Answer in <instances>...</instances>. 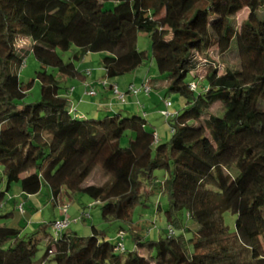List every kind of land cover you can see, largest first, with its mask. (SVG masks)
Wrapping results in <instances>:
<instances>
[{
    "label": "trees",
    "instance_id": "trees-1",
    "mask_svg": "<svg viewBox=\"0 0 264 264\" xmlns=\"http://www.w3.org/2000/svg\"><path fill=\"white\" fill-rule=\"evenodd\" d=\"M140 34L151 39V57L138 49ZM23 40L26 47L17 44ZM72 47L82 56L106 54L104 87L121 104L128 95L150 96L157 83L185 98L170 120V141L158 142L140 102L142 112L110 104L103 118L102 111L80 113L61 93L60 77L89 76L58 53ZM30 53L41 70L23 83L19 70ZM148 60L162 76L148 77L149 93L107 85ZM36 79L40 99L27 103ZM97 168L107 181L86 184ZM0 170V209L13 183L28 196L46 185L55 204L84 193L102 205L104 220L129 223L134 208L160 189L169 230L155 241L135 238L136 250L127 252L95 226L81 237L65 232L70 223L59 234V221L45 223L37 260L36 236L23 238L1 223L9 216L2 214L0 264H264V0H0ZM225 212L237 215L233 233Z\"/></svg>",
    "mask_w": 264,
    "mask_h": 264
},
{
    "label": "rangeland",
    "instance_id": "rangeland-1",
    "mask_svg": "<svg viewBox=\"0 0 264 264\" xmlns=\"http://www.w3.org/2000/svg\"><path fill=\"white\" fill-rule=\"evenodd\" d=\"M111 3H106V8H111ZM247 16V11L242 12L238 17L237 21L241 22ZM20 47H26V42L23 40L20 43H17ZM138 49L140 51H145L148 53L149 57L152 55V44L151 39L145 34H140L138 43ZM231 52L236 53V44L233 43L231 47ZM230 52V53H231ZM58 53L62 56L64 62L68 63L73 61L76 67L80 70H87L91 72L92 75H101L105 77V73L102 67L103 58L106 56L105 53H89L84 56L79 53V50L76 47H72L69 51L63 52L58 50ZM79 53V54H78ZM78 54L79 58H75V55ZM228 64L232 63L230 59ZM226 64L222 63L223 67ZM41 70V65L34 56L30 53L27 55L25 64L19 70V78L23 83H28L31 80L36 78V73ZM51 71V69H49ZM137 75L146 77H151L152 79L162 78L159 75L156 63L154 60H148L146 64L141 66L135 72L125 75L124 78H121L120 81L122 86H128L129 82H134ZM203 77V75H202ZM62 79V77H60ZM64 79V78H63ZM67 78L62 81V86H65L68 83ZM116 81H119L116 79ZM134 85H136L134 83ZM141 84L136 86H140ZM63 88V87H62ZM65 89H61V93H64ZM142 95V94H141ZM160 95L165 101H169L171 106L167 108L164 106L163 110H166L169 115L168 117L160 114L158 106H163L162 102L149 104L148 108L145 111L148 112V128L155 130L156 137L159 143H167L171 139V118L177 114L182 113L183 109L186 107V99L180 96L177 93H171L169 89L164 86L160 89ZM133 96H127L128 104L118 103V108L121 110H129L127 106L131 102ZM142 98V97H141ZM40 99V82L36 79L33 85L32 90L28 93L26 98L27 103L36 102ZM140 99V98H139ZM159 102V101H158ZM165 105V104H164ZM102 113L98 115L99 117H104L108 111L111 112L109 107H100ZM130 110L142 112L140 105L130 107ZM215 113H218L220 109L217 107L213 110ZM151 112V113H149ZM142 114V113H141ZM168 118H170L168 120ZM129 142V137H124L122 140L123 147H126ZM1 173V170H0ZM156 175L162 177L163 172L157 171ZM108 177L104 172L97 168L89 176L86 181V184L90 185H102L107 181ZM4 188V184L0 182V190ZM146 201V202H145ZM144 203L137 205L131 217V222H119V221H106L102 217L101 213V204L95 202L89 196L84 193H70V196L64 194L61 201H58V204H55L52 198L51 191L49 188L44 185L41 191L37 195L28 196L23 194L20 183H13L11 189L5 196L3 206L0 209V215L9 214L5 219H2L1 223L3 225L21 229V236L26 238L28 236L35 235L36 239L39 241V251L36 255V259H40L44 253L45 238L43 232L40 231L41 225L45 223H51L55 221H62L67 218L70 221L69 228L65 230L66 233L72 235L76 233L81 237H88L92 233V227L95 226L100 234H104V237L113 244L121 242L124 244L127 252L136 250V240L135 238H140L141 240H158L161 236H166L169 232L167 220L165 218V209L167 207V196L163 195L160 189H155L152 194L149 195L148 199ZM160 210L158 211V207ZM186 216L183 217V220L187 224H191ZM223 220L225 226L228 230L233 233L236 230V220L237 215L231 212H225L223 214ZM123 230V238L120 231ZM192 233H186V236L189 238ZM260 251L264 256V237L259 239ZM239 241H235L232 245H238Z\"/></svg>",
    "mask_w": 264,
    "mask_h": 264
},
{
    "label": "crops",
    "instance_id": "crops-1",
    "mask_svg": "<svg viewBox=\"0 0 264 264\" xmlns=\"http://www.w3.org/2000/svg\"><path fill=\"white\" fill-rule=\"evenodd\" d=\"M81 71H85V70H81ZM138 76L139 75H137V78L134 77L135 78L134 82H129L128 86L126 87L120 84L121 83L120 79L124 78V76L120 78H116L119 81H116V79L108 80L107 85L111 86L113 84H116L120 90L126 91L130 85L132 84L134 85V83L136 85H139V83L141 84L147 78L146 75L140 77ZM64 79L62 78L61 80L63 81ZM68 80L70 81H68V83L65 84L66 89L63 94H66V96H68L73 106L77 107L80 113L96 114L100 111L99 110L100 107H104V106L109 107L110 104H113L114 107H118L117 105L119 102H117V100L114 98L110 88L104 87L105 77H103V74L101 75L90 74L88 77H85L84 80L82 78L68 79ZM164 86L166 85H163L161 83L154 84L153 85L154 91L150 96L140 94L137 98L132 97V100L131 102H129L127 108L130 109L131 106L135 108L136 106H138V102H140L141 103L140 105H143L145 109L148 108L149 104H153L154 102L159 105V103L162 102L163 100L160 95V89H162ZM91 87L94 88V90L97 92L95 96H89L86 94V92ZM71 89H73V91H71ZM164 106H165L164 104L163 106H158L159 111L163 110Z\"/></svg>",
    "mask_w": 264,
    "mask_h": 264
},
{
    "label": "built area",
    "instance_id": "built-area-1",
    "mask_svg": "<svg viewBox=\"0 0 264 264\" xmlns=\"http://www.w3.org/2000/svg\"><path fill=\"white\" fill-rule=\"evenodd\" d=\"M87 74L90 75V72H88ZM104 84H105V82H104ZM140 88H137V87L131 85L128 88V92H130L132 95H135V96L138 95L141 90H143L145 93H149L150 92V89H151L150 79L149 78H146L144 80V82L142 83V85H141ZM193 88H195V86H193ZM114 92L118 96V98L121 100V102H125V94L124 93H121L117 89V87H114ZM89 95H91V96L95 95V92H94L93 89H90ZM170 105H171L170 102H166V106L167 107H169ZM162 113L165 116H168L169 115V113L167 111H163ZM69 223H70V221L67 218H65L62 221L56 222L55 225H54V229L56 231V234H59V232L61 230H63L64 228H66L69 225ZM121 236H122V234H121ZM119 247L122 250L124 249V245L122 243L119 244Z\"/></svg>",
    "mask_w": 264,
    "mask_h": 264
},
{
    "label": "clouds",
    "instance_id": "clouds-1",
    "mask_svg": "<svg viewBox=\"0 0 264 264\" xmlns=\"http://www.w3.org/2000/svg\"><path fill=\"white\" fill-rule=\"evenodd\" d=\"M119 234H121V233H119ZM122 236H123V234H122Z\"/></svg>",
    "mask_w": 264,
    "mask_h": 264
}]
</instances>
